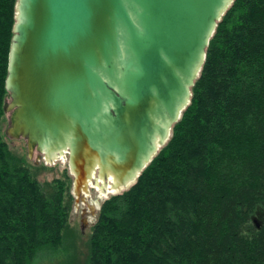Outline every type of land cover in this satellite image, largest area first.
<instances>
[{
	"label": "trees",
	"instance_id": "trees-1",
	"mask_svg": "<svg viewBox=\"0 0 264 264\" xmlns=\"http://www.w3.org/2000/svg\"><path fill=\"white\" fill-rule=\"evenodd\" d=\"M18 0H0V264L63 245L68 169L46 192L9 148L5 107ZM87 264H264V0H235L209 41L189 106L129 190L92 226Z\"/></svg>",
	"mask_w": 264,
	"mask_h": 264
},
{
	"label": "water",
	"instance_id": "water-1",
	"mask_svg": "<svg viewBox=\"0 0 264 264\" xmlns=\"http://www.w3.org/2000/svg\"><path fill=\"white\" fill-rule=\"evenodd\" d=\"M234 1L18 0L6 135L29 159L67 160L78 197L123 194L169 141Z\"/></svg>",
	"mask_w": 264,
	"mask_h": 264
},
{
	"label": "rangeland",
	"instance_id": "rangeland-1",
	"mask_svg": "<svg viewBox=\"0 0 264 264\" xmlns=\"http://www.w3.org/2000/svg\"><path fill=\"white\" fill-rule=\"evenodd\" d=\"M9 101L10 99L8 98ZM9 117L10 114H6L4 134L10 150L23 159V162L31 168L46 192L51 193L50 184L54 179L62 177L63 172L68 169L67 160H63V162L61 160L54 165H48L42 159H39L38 153H35L32 159H29L26 140H13L6 135V131L10 125ZM71 194L74 197V206L70 215L69 226L64 235L63 245L55 252L42 253L35 264H87L91 230L97 220L92 219L91 212L94 210V214L98 217L101 205L110 196L103 198L97 190L91 189L88 196L83 195L82 197H78L73 190V183Z\"/></svg>",
	"mask_w": 264,
	"mask_h": 264
},
{
	"label": "bare ground",
	"instance_id": "bare-ground-1",
	"mask_svg": "<svg viewBox=\"0 0 264 264\" xmlns=\"http://www.w3.org/2000/svg\"><path fill=\"white\" fill-rule=\"evenodd\" d=\"M61 162H63V160L61 161ZM100 186V185H99ZM97 188V191H98V193L101 195V197H103V198H106V197H108V196H111V195H113V194H115V193H117V191H110V189H108L107 191H103L101 188H99V187H96ZM92 207V206H91ZM92 209V208H91Z\"/></svg>",
	"mask_w": 264,
	"mask_h": 264
},
{
	"label": "flooded vegetation",
	"instance_id": "flooded-vegetation-1",
	"mask_svg": "<svg viewBox=\"0 0 264 264\" xmlns=\"http://www.w3.org/2000/svg\"><path fill=\"white\" fill-rule=\"evenodd\" d=\"M95 212H94V210L91 212V217H92V219H97V215L96 214H94ZM97 221V220H96Z\"/></svg>",
	"mask_w": 264,
	"mask_h": 264
}]
</instances>
